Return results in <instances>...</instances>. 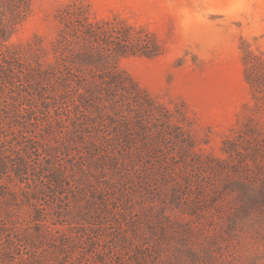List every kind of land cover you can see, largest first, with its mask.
I'll use <instances>...</instances> for the list:
<instances>
[{
	"label": "rangeland",
	"instance_id": "rangeland-1",
	"mask_svg": "<svg viewBox=\"0 0 264 264\" xmlns=\"http://www.w3.org/2000/svg\"><path fill=\"white\" fill-rule=\"evenodd\" d=\"M73 1L29 0L13 28L0 7V121L12 102L34 105L36 132L58 117L49 84L20 78L37 60L42 68L54 60L57 13ZM85 1L93 19L123 22L157 52L120 58L117 68L168 110L173 126L158 130L175 134L177 125L182 138L136 141L102 163L69 142L59 122L44 127L50 153L73 166L68 200L45 198L50 228L63 204L75 222L57 243L79 264H264V162L254 153L264 137V0ZM8 49L22 54L9 74L1 55ZM245 128L251 136L241 138ZM244 158L259 160L260 170L243 172ZM27 160L31 170L45 163L35 153ZM52 250L60 264L58 246Z\"/></svg>",
	"mask_w": 264,
	"mask_h": 264
},
{
	"label": "trees",
	"instance_id": "trees-1",
	"mask_svg": "<svg viewBox=\"0 0 264 264\" xmlns=\"http://www.w3.org/2000/svg\"><path fill=\"white\" fill-rule=\"evenodd\" d=\"M0 7L13 28L28 11L29 0H0ZM57 17L61 28L51 46L54 60L46 68L37 60L36 66H29L20 78L30 86L32 82L49 84L57 96L58 117L44 122L43 126L48 128L59 122L69 142L82 144L94 161L102 163L130 152L136 141L146 143L157 136L180 141L179 126L174 125L175 134L165 130L168 124L173 126L168 110L117 68L120 58L154 57L157 52L142 46L141 37L134 35L133 29L123 22L93 19L85 0L67 4ZM42 52L44 56L46 51ZM1 55L2 68L7 74L21 67L22 54L16 49L5 50ZM13 104L0 121L5 125H0V264H57L54 246L62 254L60 264H79L67 243H57L58 237L65 240L70 237L68 233L75 223L71 209L61 203L63 206L59 205L60 211L49 223L53 226L50 228L47 224L50 201L45 199L50 198L51 192L64 197L73 191L69 171L73 166L67 168L61 156L50 153L44 127L38 132L32 130L34 105L31 102ZM159 123L165 126L161 131L157 128ZM245 136H251L246 128L241 138ZM237 142L227 141L225 152L237 148ZM256 148L254 153L263 163L264 137ZM30 153L45 158L37 170H31L27 160ZM250 161L254 163L252 166ZM262 163L244 158L239 168L243 172H249L250 167L260 170ZM81 208L79 204L76 213Z\"/></svg>",
	"mask_w": 264,
	"mask_h": 264
}]
</instances>
